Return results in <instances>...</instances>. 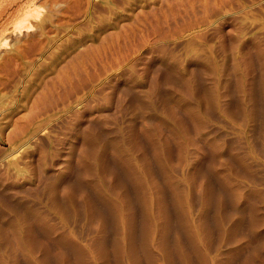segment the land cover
<instances>
[{
	"label": "rangeland",
	"instance_id": "rangeland-1",
	"mask_svg": "<svg viewBox=\"0 0 264 264\" xmlns=\"http://www.w3.org/2000/svg\"><path fill=\"white\" fill-rule=\"evenodd\" d=\"M0 65V264H264V0H0Z\"/></svg>",
	"mask_w": 264,
	"mask_h": 264
},
{
	"label": "bare ground",
	"instance_id": "bare-ground-1",
	"mask_svg": "<svg viewBox=\"0 0 264 264\" xmlns=\"http://www.w3.org/2000/svg\"><path fill=\"white\" fill-rule=\"evenodd\" d=\"M157 15V14H156ZM37 18V17H36ZM42 21V20H41ZM24 22V21H23ZM29 22V21H28ZM28 22L26 23V24H28ZM25 24V23H24ZM30 24V23H29ZM31 25V24H30ZM45 25V24H44ZM26 26H29V25H26ZM25 26V27H26ZM30 27V26H29ZM29 27H28V29L27 28H25V30H29ZM17 29V28H16ZM18 40V39H17ZM2 45H4V42H3V44ZM23 48V47H22ZM10 51V50H9ZM9 60V59H8ZM5 61V60H4ZM3 63H5V62H3ZM1 66V65H0ZM2 69V68H1Z\"/></svg>",
	"mask_w": 264,
	"mask_h": 264
}]
</instances>
